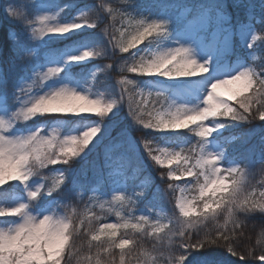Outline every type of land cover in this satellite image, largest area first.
Returning a JSON list of instances; mask_svg holds the SVG:
<instances>
[{
    "label": "snow or ice",
    "instance_id": "obj_1",
    "mask_svg": "<svg viewBox=\"0 0 264 264\" xmlns=\"http://www.w3.org/2000/svg\"><path fill=\"white\" fill-rule=\"evenodd\" d=\"M99 7L105 8L103 2ZM157 7L155 15L136 4L106 8L109 16L119 15L127 25L116 29L119 38L114 43L109 40L113 55L117 48L131 53L120 72L156 78L137 81L125 75L120 80L125 87L106 96L87 86L84 73L85 62L107 52L89 32L108 34L101 27L102 12L93 17L80 11L64 20L63 7L42 9L32 18L12 4L6 6L9 24L19 25L30 41H42L46 54L38 67L30 66L35 53L20 47L15 29H9V68L0 72V264H235L223 253L245 264L264 262V231L255 247L246 238L257 214L264 219V134L259 182L251 157L228 160L222 143L229 128L247 126L239 137L242 142L264 133V124L255 126L264 122V63L228 60L236 40L249 55L258 46L264 48V0L259 30L254 6L245 0H213L180 16L167 4ZM229 7L243 10L244 18L234 21ZM206 32L211 41L201 35ZM145 41L144 49L132 51ZM57 42L63 46L51 47ZM76 68L80 71L74 75ZM201 73L206 75L196 78ZM221 88L230 95L219 92ZM125 104L128 117L145 132L142 147L160 181L181 193L175 203L179 212L167 223L153 218L150 210L138 213L146 192L156 199L167 195L166 189L158 184L153 189L149 174L139 190H129L127 178L113 170L114 157L106 151L97 182L110 184L115 194L99 207L114 213L118 222L94 228L93 220L102 219L94 211L96 205L90 201L78 213L69 203L75 188L82 186L74 179V166L87 164L105 140V147L113 149L127 141V129L112 136L115 117ZM60 129L67 130L61 134ZM181 130L196 139L162 137L168 143L161 147L152 136ZM45 170L57 175L52 178ZM186 177L190 179L184 186L171 183ZM192 190L198 195L186 197ZM130 232L152 237L151 250H143L142 240ZM85 240L87 254L82 255Z\"/></svg>",
    "mask_w": 264,
    "mask_h": 264
},
{
    "label": "trees",
    "instance_id": "obj_2",
    "mask_svg": "<svg viewBox=\"0 0 264 264\" xmlns=\"http://www.w3.org/2000/svg\"><path fill=\"white\" fill-rule=\"evenodd\" d=\"M149 1V5L154 7L155 9L159 10L157 5L159 4H167L170 7L173 6L175 8H184V7H191V13H193V9L197 5L201 4H207L212 3L213 0H147ZM103 2L105 5L104 9H100V4ZM229 4L232 3V0H227ZM246 3H251L254 7L251 10L252 15L255 17V27L257 30L261 27V25L258 23V20L261 16V0H245ZM132 4H135L134 0H93L91 2V5H93V12L91 13V16L97 15L99 12L103 13V20L104 23L101 25V27L109 28L111 27L110 32L111 35L114 38L119 37V32L116 31V29H120L122 25L125 27L126 23L120 18L119 15L115 16L113 18L112 16H109L107 14L106 8L108 6L113 7L114 9H124V8H130ZM5 5V0H0V72H7L9 68L8 59H9V50L12 48V40L8 37V31L9 29L14 28L16 33V40L19 43L20 47L25 49V43L23 38L24 31L21 29L19 25H12L9 24L8 20L5 18V12L3 10ZM228 11L232 13L233 20L237 19H243L244 18V12L243 10L237 11L229 7ZM114 25V27H113ZM90 33L94 36L96 39V36L100 34V31L97 30H89ZM147 45V41H145V44L139 45L141 49H144ZM63 45L59 42L52 44L51 47H62ZM26 51V49H25ZM132 51H136V49H133ZM46 53V47L43 46L41 49L40 55ZM258 53V61L256 62L255 66H259L262 63H264V48H261L258 46L257 48ZM131 53H115L114 56H111L110 54H106L103 57H97L93 60H91L89 63H86V67L84 68V73L88 75L90 69L95 64H101L102 70L99 72L98 77L95 81V88L101 92H103L106 96L108 95H116L121 90L122 86L120 84V80L124 78L125 75L129 79H135L139 81L143 77L138 76L134 73H121L120 68L123 66L126 62L125 58L130 56ZM116 61V64L112 65L111 68L108 67V65L112 64ZM37 61L35 59H30V66L35 65ZM79 68L74 69L73 74L76 75L79 73ZM131 87V86H126ZM78 119V118H75ZM93 120L98 119L96 117H92ZM31 123V122H29ZM264 124V122L256 121L255 126L259 128L260 125ZM114 131L112 132V136L115 137L116 133L119 132L121 129H127V136L130 137L132 141H135V145L131 146L128 141L122 142V144L113 149L111 147H105V145L109 144L108 140H105L104 144L99 146L96 150H94L89 156H88V163L84 164L83 161H80L75 164V170L76 175L74 176V179L79 181V184L82 185L80 187H76L75 190L72 193V196L74 193H76L79 190H85L90 191L93 187H95L97 184H101L97 182V174L99 168L102 166L103 159H104V153L106 151L110 152L114 159L112 163V168H114L116 165L121 164L122 168L125 171V175L127 179L137 185L141 183L142 180L145 179L146 175L150 174L151 181H154L155 183L152 185L153 189L155 185H160V187L165 188L167 195H165L162 198H156L153 199L152 192L148 191L146 192V195L143 197L141 204L144 206H150L151 202L156 203L158 205H161L163 207H166L169 212L173 215L172 218L176 215V208L175 203L176 199L178 197V190L175 192H172L170 189H167V186L163 184L158 176L157 169L152 166L151 161L147 158L146 153L142 147V137L145 135L144 130L140 129V126L135 125L134 122L128 117L127 115V105L125 104L119 114L115 117V121L113 124ZM247 131V126H240L235 128H229L223 131V139L222 143H225L227 145V152H228V160H231L233 158H241L243 156H249L251 159L255 162V171L257 173L256 175V182H259V180L262 178L260 174V168L261 164L259 162V153L260 149L262 147V142L260 139V136L264 133L257 132L256 135L250 136L247 139V142H242L239 137L243 136ZM152 136L156 137L155 142L157 144H161L163 142H168L166 139L162 140L161 138H166L167 136L172 137H189L193 141L196 139L194 136H191L190 133H188L186 130H181L179 132H173V133H153ZM99 137H97L98 139ZM151 138V137H149ZM95 142V141H94ZM120 157H123V159H120ZM55 168L59 169L64 167L63 165H56ZM165 171V170H161ZM150 181V183H151ZM174 184H177V181L171 182ZM71 187V185H69ZM6 187L11 188L12 185H6ZM0 191H3L0 189ZM150 200H152L150 202ZM70 201H75L74 197ZM150 203L149 205L146 203ZM85 210L78 211V213H83ZM219 211V210H218ZM115 223L114 221L101 219L100 221L93 220V227L99 228V226L104 223ZM223 221H221L222 223ZM254 226V230H253ZM122 233L124 230H121ZM264 231V219H262L259 214L250 222L249 228L246 229V238L248 239L251 246L255 247V241L260 237L261 232ZM130 235L136 236L143 242V250L150 251L153 239L152 237H139V234L131 233ZM83 247L81 248V253L87 254V241H83ZM247 246V245H246ZM118 251V250H116ZM221 253H223V249L220 250ZM94 254V250H93ZM224 258L230 259L231 261L235 262V264H245L244 261H238V258L236 257H228L226 253H223ZM82 259V256H81ZM250 264H264V262L261 261H250Z\"/></svg>",
    "mask_w": 264,
    "mask_h": 264
},
{
    "label": "rangeland",
    "instance_id": "obj_3",
    "mask_svg": "<svg viewBox=\"0 0 264 264\" xmlns=\"http://www.w3.org/2000/svg\"><path fill=\"white\" fill-rule=\"evenodd\" d=\"M92 1L93 0H5V5H4L3 10L5 12L6 6H8L9 4H12L13 6L17 7V9L19 11H21L22 13H24L26 15L30 14L32 18H35V16L37 14H39L42 9L48 8L49 10H59V8L63 7L64 11L61 13L62 19L70 20V19L77 17L79 15L80 11L88 12L89 15L91 16V13L93 12V5H91ZM100 1H103V0H100ZM134 1H135L136 5H139L141 8L147 9V11L151 12L153 15H155L159 11V10L155 9L154 7L150 6L149 1H147V0H134ZM171 10H172V13L174 15H177V16L189 15L191 12L190 7H185L182 9H177V8L171 7ZM137 19H139V17H137ZM125 27H127V25ZM105 28H107V27L105 26ZM107 29H108V34L107 35H102L101 33L98 34L96 36V41H97V44L99 47L107 50L106 54H110L111 56H114L112 53V46H111V43H109V40L112 39V42L114 43L115 40L118 39L119 37L114 38L111 35V32H110L111 27L110 26ZM201 35L204 36L209 41L212 40V36L210 33H207V32L201 33ZM23 38H24L26 52L35 53V55H32L30 57V59H35L37 61L35 66L38 67L41 63H43V57L46 54V53H43L40 55L41 49L44 46L43 42L42 41H30L29 38L25 35V32L23 33ZM45 39H47V38H45ZM139 50H140V47L136 48V51H139ZM117 52H119L118 48L116 49V53ZM237 59H239L242 62L246 61V62L252 64L253 66H255V64L258 60L257 50L255 51L254 54L249 55V51L241 45V42L239 40H236L234 42V51L232 54H230L228 56V60L232 63H235L237 61ZM87 62H89V61H87ZM87 62H85V63H87ZM114 64H116L115 60L110 65H114ZM100 65L101 64H97L94 67H92L89 74L87 75L88 76V85L87 86H90L94 93L95 92H101V91L97 90L94 86V82L97 78V75L102 70V67ZM93 73L95 74L94 80L92 79ZM202 75H206V74H204V73L198 74V76L196 78H200V76H202ZM142 79L155 80L156 78L143 77ZM142 79H140V80H142ZM165 83L171 84L172 82L168 81ZM218 91L221 92L225 96L230 95V93L227 91V89L221 88V89H218ZM66 130L67 129H60L61 134H63ZM127 141L129 143L132 141L129 136H127ZM167 143L168 142H163L160 144V146L161 147L167 146ZM226 157H227V151H226ZM113 170L122 172L123 175L126 177L125 171L122 168L121 164L116 165L113 168ZM45 173H46V175H48L52 178H54L57 175V173L52 172L50 170H45ZM187 179H190V178L186 177L183 180L177 181V185L184 186ZM127 182H128L127 186L129 188V190H131L133 188H136L137 190H139L138 186L140 185V183L135 185V184L131 183L128 179H127ZM177 190H178V197H179L181 195V193L179 192L178 188H177ZM109 194H115L113 192L112 186L110 184L101 183V184H97L90 191L81 190L80 192L76 193V195H73L75 201H69V203H71L72 206L78 212V211H81L82 209L85 210V205H89V203L91 201L93 204L96 205L94 208V211L98 215H101L102 219L118 222V218L115 216L114 213L107 212L106 209L104 210V212H101V209L99 207L100 203L105 202L109 198ZM197 195H198V191H196V190H192L190 192L185 193L186 197L197 196ZM151 201L152 200H150V202ZM146 203L148 205L150 204V203H148V201ZM197 203L199 204L200 202L198 201ZM148 210L151 211V216L153 218H159L162 223H167L168 219H171L173 217V215L169 212V210L167 208L162 207L156 203L151 202L150 206H144L141 204V202L138 203V205H137L138 213L143 212V211H148ZM178 212H179V210L176 208V214H178ZM148 264H151V262L149 261Z\"/></svg>",
    "mask_w": 264,
    "mask_h": 264
}]
</instances>
